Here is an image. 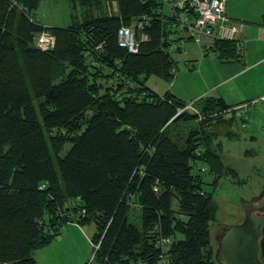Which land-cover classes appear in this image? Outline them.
<instances>
[{"label": "trees", "instance_id": "16d2710c", "mask_svg": "<svg viewBox=\"0 0 264 264\" xmlns=\"http://www.w3.org/2000/svg\"><path fill=\"white\" fill-rule=\"evenodd\" d=\"M42 1L0 0V264H37L34 251L68 223L94 225L97 264H215L214 193L242 181L210 129L231 125L242 103L203 97L192 113L146 86L172 81L168 47L189 40L152 0H67L81 13L65 27L40 23ZM143 16L148 40L119 48L118 29ZM41 32L51 51L33 47ZM206 52L237 59L232 41Z\"/></svg>", "mask_w": 264, "mask_h": 264}, {"label": "rangeland", "instance_id": "374dc122", "mask_svg": "<svg viewBox=\"0 0 264 264\" xmlns=\"http://www.w3.org/2000/svg\"><path fill=\"white\" fill-rule=\"evenodd\" d=\"M80 13L81 11L78 7L73 11L67 0H43L36 11V17L45 26L65 27L71 23L70 16L72 14L78 16ZM36 38L37 35L34 37L33 47ZM190 43L192 42L185 41L184 45H190ZM42 44L45 45L46 42L43 40ZM178 56H180V52L172 54L173 59L178 58ZM218 59L221 60L219 57ZM179 65L182 67L184 62L179 61ZM184 69H186L185 66ZM180 71L182 72V69ZM185 71L189 75H184V82L189 81L193 84L188 91L183 87V91L192 94L198 90L196 85L197 77L191 74L192 71L189 72L187 69ZM261 73H264L263 65L251 71L248 75L239 78L236 83L241 89L253 92L257 85L264 83V74L262 75ZM174 81L172 82L174 87L181 86L183 82V80L178 83ZM170 83L159 77L152 76L146 81V86L156 94L162 95L170 91ZM244 84H246L245 88ZM259 98L254 97V99H251V101L257 102L248 109L245 115L239 110L236 111V120L231 125L224 124L210 129V131L217 133L215 142H220L221 144V159L223 163L234 169L238 173L239 180L242 181V184H237L232 179H222L214 193L217 213L216 221L211 227V244L215 264H220L216 258L219 251L220 238L227 228L235 224L241 212L239 206L243 201L248 200L264 189V102L258 101ZM185 110L192 113L196 112L195 106L192 108V105L191 108ZM230 116V114L226 115V117ZM242 117L246 120L244 123L241 121ZM199 121H201L200 118L191 121L189 125L198 128ZM179 129L176 128L173 135L182 136L183 133ZM228 133H232L235 137H228ZM68 148L69 146L64 148L61 156ZM211 180L212 177L206 174L205 181L208 183ZM205 188L210 189L209 186H205ZM173 208L176 209L175 204ZM134 209L137 211L136 207ZM94 232L93 224L87 226H78L73 223L62 225L59 229V235L49 245L34 251V260L37 264H89L90 262L91 264H97L92 261L93 252L90 242Z\"/></svg>", "mask_w": 264, "mask_h": 264}, {"label": "crops", "instance_id": "0c3cea01", "mask_svg": "<svg viewBox=\"0 0 264 264\" xmlns=\"http://www.w3.org/2000/svg\"><path fill=\"white\" fill-rule=\"evenodd\" d=\"M225 8L227 16L234 23H244V29L240 36L243 51L237 59L222 61L215 53H202L194 44H185L183 51L178 56L180 59H174L176 74L179 73L177 77L175 74L170 83L171 89L168 91L174 98L185 104L193 103L203 97H214L221 99L226 105L235 106L264 95V83L257 85L253 92L241 89L236 83L239 78L248 75L262 65L264 66V28L262 26L264 0H225ZM179 61L184 62L182 67L179 65ZM184 66L197 77L198 90L192 94L183 91V87L188 91L193 84L189 81L184 82V75L188 74ZM174 80L176 83L183 80L184 83L182 82L181 86H176L175 83L176 87H174L172 84ZM245 87L246 84H244Z\"/></svg>", "mask_w": 264, "mask_h": 264}, {"label": "built area", "instance_id": "2783aa9c", "mask_svg": "<svg viewBox=\"0 0 264 264\" xmlns=\"http://www.w3.org/2000/svg\"><path fill=\"white\" fill-rule=\"evenodd\" d=\"M153 10L162 16L171 18L168 24L171 30H183V36L194 43L202 53L213 49L216 41H232L236 45L237 57L243 51L240 36L244 29V23L233 22L226 14L225 0H152ZM149 21L148 16L134 20L130 26H122L117 31V45L128 53L135 54L140 43L148 40L143 29ZM262 26L264 28V19ZM138 34V35H137ZM46 44H42V41ZM184 40L173 42L168 47V53H179L184 49ZM55 39L48 32H41L34 41V48L41 52L51 51L54 48ZM99 46L95 48L97 51ZM239 58V57H238ZM258 101L264 102V95ZM257 101L241 104L235 111H241L244 115ZM191 108L187 104L183 110ZM183 110L178 111V114ZM245 122V118L242 117ZM168 243V240L163 242Z\"/></svg>", "mask_w": 264, "mask_h": 264}, {"label": "water", "instance_id": "95a60500", "mask_svg": "<svg viewBox=\"0 0 264 264\" xmlns=\"http://www.w3.org/2000/svg\"><path fill=\"white\" fill-rule=\"evenodd\" d=\"M241 205L244 206V202ZM240 217L241 212L236 224L222 234L217 261L225 264H262L258 259L260 221L253 219L248 211H244L243 220L237 223Z\"/></svg>", "mask_w": 264, "mask_h": 264}, {"label": "flooded vegetation", "instance_id": "af4514ba", "mask_svg": "<svg viewBox=\"0 0 264 264\" xmlns=\"http://www.w3.org/2000/svg\"><path fill=\"white\" fill-rule=\"evenodd\" d=\"M243 202L244 206H239L241 208V217L237 223H240L243 220L244 211L250 212V215L253 219H257L258 221H260L261 229L258 239V259L262 264H264V189L260 190V192H258L255 196ZM220 264L225 263L220 262Z\"/></svg>", "mask_w": 264, "mask_h": 264}]
</instances>
